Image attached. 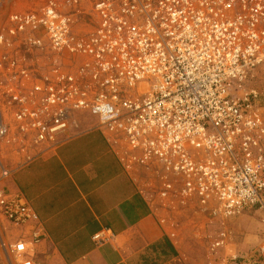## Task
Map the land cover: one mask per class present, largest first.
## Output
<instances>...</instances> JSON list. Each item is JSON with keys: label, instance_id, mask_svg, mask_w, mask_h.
Segmentation results:
<instances>
[{"label": "built area", "instance_id": "built-area-1", "mask_svg": "<svg viewBox=\"0 0 264 264\" xmlns=\"http://www.w3.org/2000/svg\"><path fill=\"white\" fill-rule=\"evenodd\" d=\"M11 22V35L41 31L80 63L30 76L9 61L19 73L7 90L18 130L48 141L87 110L130 165L152 171L153 198L195 199L213 215L264 209V92L254 86L264 73V0H47ZM9 131L1 118L0 139ZM37 218L21 193L0 186L1 221L31 226L28 236L0 235L7 264H42ZM221 264H264V242L258 257Z\"/></svg>", "mask_w": 264, "mask_h": 264}, {"label": "crops", "instance_id": "crops-1", "mask_svg": "<svg viewBox=\"0 0 264 264\" xmlns=\"http://www.w3.org/2000/svg\"><path fill=\"white\" fill-rule=\"evenodd\" d=\"M8 171L7 177L1 174L0 186L21 193L37 214L34 223L42 226V241L35 248L42 264H132L166 238L176 246L142 172L98 123ZM250 218H240L249 223L244 230L230 229L231 240L222 249L226 258L259 256L264 217ZM16 231L28 236L31 226ZM102 231L108 235L103 242L95 238Z\"/></svg>", "mask_w": 264, "mask_h": 264}, {"label": "rangeland", "instance_id": "rangeland-1", "mask_svg": "<svg viewBox=\"0 0 264 264\" xmlns=\"http://www.w3.org/2000/svg\"><path fill=\"white\" fill-rule=\"evenodd\" d=\"M46 1L0 0V62H3L0 63V119L4 118L10 125L9 133L0 139V177L3 170H13L25 160L54 147L64 137L78 132L82 127L100 124L98 116L87 110L79 109L69 117L66 131L56 134L53 139L48 141L36 142L30 135L17 129L7 90L17 82L13 76L18 72H15V68L9 64V61L17 60L21 67L28 69L30 76L47 74L58 67L64 71L74 72L80 64L72 66L69 59L58 55L50 47L47 38L42 35L41 31L33 33L27 30L18 35L9 33V27L14 26L11 22L13 14L38 11L42 9V5ZM78 28L80 29L81 25ZM37 38L42 40L41 44L35 41ZM29 85L31 84L29 83ZM254 86L264 92V73L259 74ZM135 164L133 167L140 169L144 176V187L148 189V194L155 197L151 184V182H155L152 171ZM154 199L160 201L159 208L162 211L163 222L169 224L177 254L174 257H160L147 248L132 264H221L226 258L222 254V249L231 240L230 229L244 230L243 226L249 225V223L241 222L245 215L252 217L250 220L253 221L254 218L264 217V215L262 216L264 210L258 211L261 208H247L237 215L224 216L213 215L211 210L197 207L195 199L183 200L181 197ZM232 219L233 221H231ZM251 223L253 222L251 221L250 225ZM6 233L10 237L17 236L16 228L11 225L5 227L0 219V235L8 241ZM0 264H7L2 255H0Z\"/></svg>", "mask_w": 264, "mask_h": 264}, {"label": "trees", "instance_id": "trees-1", "mask_svg": "<svg viewBox=\"0 0 264 264\" xmlns=\"http://www.w3.org/2000/svg\"><path fill=\"white\" fill-rule=\"evenodd\" d=\"M150 248H152L150 250H152L156 256H160V257H172V256L174 257V255L177 254L176 247L168 238H166L165 240H163L158 244H154ZM156 250L159 251L160 253H157Z\"/></svg>", "mask_w": 264, "mask_h": 264}]
</instances>
